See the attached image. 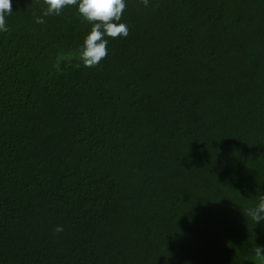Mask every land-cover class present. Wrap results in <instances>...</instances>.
<instances>
[{
	"label": "trees",
	"instance_id": "obj_1",
	"mask_svg": "<svg viewBox=\"0 0 264 264\" xmlns=\"http://www.w3.org/2000/svg\"><path fill=\"white\" fill-rule=\"evenodd\" d=\"M46 8L0 32V264H264V0H126L93 67Z\"/></svg>",
	"mask_w": 264,
	"mask_h": 264
},
{
	"label": "clouds",
	"instance_id": "obj_2",
	"mask_svg": "<svg viewBox=\"0 0 264 264\" xmlns=\"http://www.w3.org/2000/svg\"><path fill=\"white\" fill-rule=\"evenodd\" d=\"M143 3L147 6L148 0H143ZM45 4L47 5L45 15H59L66 6L77 5L82 18L92 24L90 33L76 54L85 67L98 65L108 55L107 37L129 35L128 25L120 22L126 8V0H45ZM12 8L13 0H0V32L8 31L6 17L13 12ZM43 22L42 18H37V23ZM73 58L76 57H62ZM247 214L256 224L264 222V196L260 197L257 205L247 210ZM56 231L61 232L63 228L58 226ZM256 255L264 261V246L256 247Z\"/></svg>",
	"mask_w": 264,
	"mask_h": 264
}]
</instances>
